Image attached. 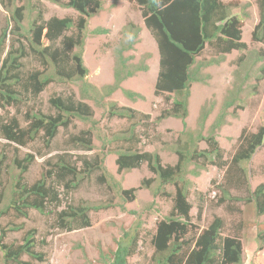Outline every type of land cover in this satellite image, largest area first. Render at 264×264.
I'll list each match as a JSON object with an SVG mask.
<instances>
[{"label": "trees", "instance_id": "trees-1", "mask_svg": "<svg viewBox=\"0 0 264 264\" xmlns=\"http://www.w3.org/2000/svg\"><path fill=\"white\" fill-rule=\"evenodd\" d=\"M15 6L10 11L11 25L0 32V137L4 140L23 146L29 142L41 141L43 148L49 149L59 130L68 129L74 119L88 121L94 127L93 108L85 100L92 99L104 108L107 119L124 118L131 121L130 127L114 135V140L137 143L134 133L135 124L140 117L148 118V114L118 105L115 101L104 102L113 92L121 90L130 100L143 98L137 92L121 87V83L132 77L138 70H146L141 65H128L131 56L124 52L131 50L137 43L139 27L131 21L122 29V38L114 49L115 64L113 81L110 84L96 87L85 77L88 68L82 58L87 36L88 19L101 10V0H51L66 8L75 10L78 15L72 17L51 16L45 19L41 11L23 24L25 11L29 12V3ZM136 5L144 26L154 38L158 51V71L154 83L155 95H166L165 102L169 106L162 109L157 121L172 117L179 119L182 129L174 143L173 152L176 162L172 165L162 164L156 151L118 148L115 163L118 171L139 168L146 164L147 169L155 175L163 194L165 187L174 188L172 206L168 215L161 218L151 237L153 253L150 264H242L243 247L237 236L222 235L223 221L220 217L213 220L198 231L191 222V204L188 200L192 181L189 176L197 177L201 170L208 166L225 169L227 188L222 186L223 198L239 200L230 194L229 188L242 181L246 186V202H251L255 214H264V181L250 190L245 168L241 165L249 161L257 148L264 146V126L254 132L243 130L238 137V145L227 162L216 138L217 130L226 122L228 108L239 100L245 81L249 78L251 65L261 59V53L248 57L242 63L241 71H234L235 83L228 91L209 130L203 134L202 129L208 115L212 111V103L204 104L198 117V128L191 131L187 128L188 99L192 82H202L201 68L209 62L219 63L224 55L232 50L243 51L247 44L242 40V19L230 11V4L223 0H128ZM259 19L254 25L251 37L254 41L264 43V0H256ZM7 8V7H6ZM95 34H105V28H95ZM219 54L209 61H198L196 57L206 46ZM256 54V55H255ZM34 62V67L25 70L26 61ZM261 71L264 66L259 67ZM242 74V78L238 77ZM77 83L78 95L70 92L66 95L53 94L48 97L47 105L29 106L27 102L35 100L51 83ZM25 107L22 119L15 114L9 115L8 109ZM116 138V139H115ZM133 140V141H132ZM204 142L206 147H200ZM104 144V143H103ZM71 149L90 151L93 149L90 129L71 133L66 139ZM3 158V156H2ZM2 158L0 159V185L2 182ZM35 156L25 153L20 157L13 155L8 172H12L10 184L0 189V219L10 213L17 217H26L28 211L35 209L40 213L53 212V224L60 230H73L90 225V211H98L111 206V203L90 204L79 200L61 206V191L68 192L78 188L81 181L96 171L106 174L103 165L104 157L97 155L92 159L82 158L80 165L71 159L69 153H58L49 158L47 167L41 176L32 183H27L24 174ZM13 171H9V169ZM6 172V171H5ZM103 176H98L102 180ZM112 179V177H110ZM152 179H143L147 185ZM113 181V179H112ZM115 194L122 200L134 198L137 188H123L113 181ZM242 200V199H241ZM50 208V209H49ZM57 208V209H55ZM121 208H124L121 205ZM49 209V210H48ZM21 226H3L0 223L1 264H45V254L36 249L35 230L26 231L19 242H6L9 231L19 230ZM192 234L190 235V233ZM257 248L264 245V231L257 233ZM137 233L123 231L116 241V248L111 252L106 264H126L127 258L134 252ZM29 257L24 260L23 257ZM31 259V260H30Z\"/></svg>", "mask_w": 264, "mask_h": 264}, {"label": "rangeland", "instance_id": "rangeland-1", "mask_svg": "<svg viewBox=\"0 0 264 264\" xmlns=\"http://www.w3.org/2000/svg\"><path fill=\"white\" fill-rule=\"evenodd\" d=\"M66 1V0H61ZM103 6L100 11L88 19L87 36L83 48V62L88 68L85 79L96 87L110 84L113 81V69L115 64L114 49L122 38V29L128 21L139 27L137 43L131 50L125 51L124 56H131L128 65H141L146 70H138L132 77L121 83V87L137 92L143 98L130 100L121 90L113 92L104 102L115 101L118 105L128 106L149 117H140L136 122L134 133L138 138L137 143L123 140H114V135L125 131L130 127L131 121L124 118L107 119L104 116V108L92 99L85 101L93 108L94 127L88 121L74 119L73 124L66 130L60 129L49 149L43 148L41 141L29 142L20 146L8 142L0 137V159L2 158V182L0 189L4 190L10 184L12 172H8L11 160L15 153L23 157L25 153L34 154L35 158L24 174L27 183L37 180L44 170L49 167L46 161L58 153H69L71 159L80 165L83 157L92 159L96 155L104 157L103 165L106 174L96 171L90 177L81 181L78 188L65 192L61 191V206L69 202L79 200L90 204L111 203V206L98 211H90V225L70 231L60 230L53 224V212L40 213L35 209L28 211L26 217H17L10 213L2 217L0 223L3 226H21L19 230L9 231L5 237L6 242H19L26 231L35 230L36 249L45 254V264H106L105 260L111 256L116 248V241L123 231L137 233V242L134 252L127 258L126 264H150L153 253L151 237L153 236L157 222L168 215L172 206L174 187L167 185L165 195L161 190L154 194L158 182L142 164L139 168L118 171L115 163L116 150L120 147H130L141 151H156L162 164H174L176 155L173 152L174 143L182 129L179 119L168 117L157 121L162 109L169 106L165 102L166 95L154 94V83L158 71V51L154 38L143 24L142 17L135 4L128 0H101ZM230 4V11L239 15L242 19V40L247 44L243 51L232 50L224 55L219 63L209 62L201 68L202 82H192L188 99V114L186 117L187 128L196 131L201 107L212 103V111L208 115L203 134L209 130L223 100L235 83L234 71H241L238 58L244 59L242 63L249 61L250 54L261 53V59L251 65L249 78L243 85L240 100L228 108L225 124L216 132V138L223 151V157L228 162L238 145L240 133L254 132L260 126H264V43L254 41L251 33L258 22L259 14L256 0H223ZM29 12L25 11L23 24L27 25L34 15L41 11L45 19L51 16L72 17L75 19L78 13L62 7L51 0H30ZM27 4L26 0H0V32L1 29L11 25L10 11L12 5ZM7 7V8H6ZM95 28H105V34H95ZM255 54V55H256ZM219 56L210 46H206L202 53L196 57L198 61H209ZM248 63V62H247ZM34 62L26 61L25 70L32 69ZM243 76L240 74L238 79ZM74 92L78 95L77 83H51L45 87L35 100L27 102L29 106L45 108L47 99L53 94L66 95ZM25 107L16 109L10 107L9 115L15 114L22 119ZM0 115L6 114L0 109ZM90 129L92 132L93 149L84 151L71 149L66 145V139L71 133ZM116 139V138H115ZM133 141V140H132ZM264 142V140H263ZM104 143V144H103ZM200 147H206L200 142ZM245 168V175L250 190L264 181V146L257 148L251 159L241 165ZM225 167L217 168L208 166L201 170L197 177L189 176L192 185L189 188L188 200L191 204L190 218L198 231L205 228L214 217H220L223 221L222 235L237 236L243 247L242 264H264V245L262 249L257 247V233L264 231V214L256 215L253 204L245 201L247 195L246 186L242 181L229 188L230 194L239 200L223 198L221 187L227 188L225 180ZM6 171V172H5ZM9 171H13L11 168ZM103 176L102 180L98 176ZM113 181L123 188H137L134 198L122 201L115 194ZM143 179H152L147 185H142ZM242 199V200H241ZM123 205L124 208H121ZM50 209V208H49ZM48 209V210H49ZM57 209V208H55ZM192 232L190 233V235ZM2 252L0 250V264ZM24 260L29 257L24 256ZM31 260V259H30ZM33 264L37 261L31 260Z\"/></svg>", "mask_w": 264, "mask_h": 264}]
</instances>
